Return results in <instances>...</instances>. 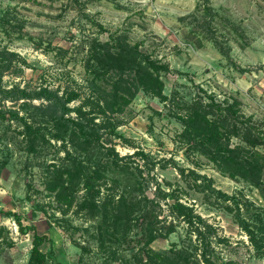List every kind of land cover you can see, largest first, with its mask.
<instances>
[{"label":"rangeland","instance_id":"374dc122","mask_svg":"<svg viewBox=\"0 0 264 264\" xmlns=\"http://www.w3.org/2000/svg\"><path fill=\"white\" fill-rule=\"evenodd\" d=\"M210 4L213 14L206 16L202 0H0V83L10 91L0 94V109L17 111L45 136L30 150L21 118H0V210L18 213L33 228L22 231L13 216L0 213V264L29 263L34 229L48 237L41 246L47 264L140 262L145 244L134 222L119 239L106 234L101 243L100 216L91 219L78 207L85 194L82 181L76 178L65 190L70 204L49 188L48 180L72 160L62 140L52 137L56 129L47 101L34 98L42 87L60 94L76 91L79 96L68 105L89 107L97 64L93 46L110 39V33L169 65L162 78L171 99L140 90L123 112L96 118L98 142L84 151L67 143L95 178L98 202L126 187L150 196L158 185L173 189L214 227L204 237L203 250L214 251L226 264H264V254L258 255L238 223V218L253 225L264 220V173L261 186L231 177L205 156L185 150L178 137L185 103L197 95L225 104L237 100L242 113L264 131V0ZM21 89L28 98H18ZM109 122L117 124L116 134ZM110 148L121 156L118 164L107 156ZM258 149L264 154V144ZM161 207L176 228L149 246L164 250L191 236L196 240L190 227L170 214L166 201ZM258 245L264 253V232L258 233Z\"/></svg>","mask_w":264,"mask_h":264},{"label":"trees","instance_id":"16d2710c","mask_svg":"<svg viewBox=\"0 0 264 264\" xmlns=\"http://www.w3.org/2000/svg\"><path fill=\"white\" fill-rule=\"evenodd\" d=\"M200 5L199 2L198 7ZM202 7L206 16L213 14L210 0H202ZM109 37L110 39L99 43L98 47L93 46L91 56L97 64L92 67L94 75L93 81L90 82L93 92L92 103L86 104L89 107L68 105L79 96L76 91L60 94L58 89L42 87L35 94L34 98L47 101L44 107L51 111L50 116L56 129L52 137L62 140L66 153L72 160L71 164L57 170L48 180L49 188L57 190L56 196L59 201L70 204L72 201L68 199L65 190L74 184L76 178L82 181L85 194L78 207L81 210L86 209L91 219L100 216L98 229L102 232L101 243L103 235L108 234L119 239V235L122 232L128 233L135 223L140 228V240H144L145 244L139 252L141 254L139 264H218L216 259L220 264H226L227 261L223 262L222 258L213 253L214 251L208 252L202 247L204 237L211 235L215 231L214 227L208 224L202 215L196 213L192 206L183 203L173 189L165 190L158 185L154 195L150 196L143 190L134 195L126 187L117 197H107L99 203L97 197L100 189H96L93 184L95 178L84 167L83 162L72 156L70 149L66 147L67 143H70L75 150L84 151L94 142H98L101 136L99 128L94 126L98 125L96 118L107 116L112 112H123L140 90L147 91L162 100L171 99L164 93L162 78V73L169 70V65L152 57L138 45H130L119 33H110ZM0 60H2L1 54ZM9 92L8 89L2 88L0 83V94ZM28 97L24 89H21L18 98ZM0 118H21L23 133L29 138L30 150L35 149L36 143L45 140L39 128H35L27 119L19 117V113L15 110L0 109ZM179 118L183 127L178 137L185 150L205 156L231 177L239 176L255 186L262 185L264 154L258 146L264 144V131L251 121V116L242 113L237 100L227 101L225 104L213 96L197 95L190 102L185 103V112ZM102 120V122L106 121L104 118ZM109 125L112 133L116 134L117 124L109 122ZM235 138L239 141L234 142ZM109 150L107 156L113 164H118L121 158L118 151L115 148ZM185 172V168H180L182 175H185ZM188 172L194 174L197 180L202 178L192 169ZM217 193L224 195L221 191ZM161 200L166 201L170 214L181 218L190 227V233L196 236L195 241L191 236L188 241L184 239L181 245L172 243L164 250H155L149 246L155 239L174 232L176 228L172 219L168 221L167 216L162 215ZM172 200L174 201L171 202ZM0 213L13 216L22 231L32 228L24 225L21 216L16 212L0 210ZM238 223L257 248L258 255H263L258 245V233L264 232V220L258 225H253L246 219L238 218ZM47 238L34 229L28 264H47V254L41 249Z\"/></svg>","mask_w":264,"mask_h":264},{"label":"water","instance_id":"95a60500","mask_svg":"<svg viewBox=\"0 0 264 264\" xmlns=\"http://www.w3.org/2000/svg\"><path fill=\"white\" fill-rule=\"evenodd\" d=\"M174 200H172L171 202H173Z\"/></svg>","mask_w":264,"mask_h":264}]
</instances>
